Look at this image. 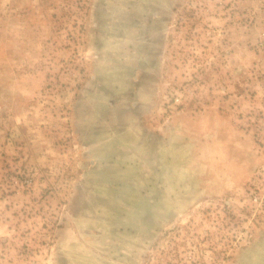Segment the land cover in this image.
<instances>
[{
	"label": "rangeland",
	"instance_id": "rangeland-1",
	"mask_svg": "<svg viewBox=\"0 0 264 264\" xmlns=\"http://www.w3.org/2000/svg\"><path fill=\"white\" fill-rule=\"evenodd\" d=\"M0 264H264L261 0H0Z\"/></svg>",
	"mask_w": 264,
	"mask_h": 264
},
{
	"label": "built area",
	"instance_id": "built-area-1",
	"mask_svg": "<svg viewBox=\"0 0 264 264\" xmlns=\"http://www.w3.org/2000/svg\"><path fill=\"white\" fill-rule=\"evenodd\" d=\"M261 8H262L263 15H264V0H261Z\"/></svg>",
	"mask_w": 264,
	"mask_h": 264
}]
</instances>
